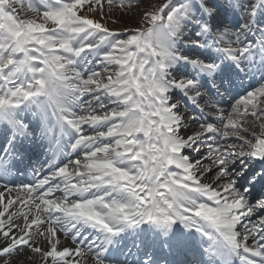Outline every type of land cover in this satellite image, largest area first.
<instances>
[{
    "label": "snow or ice",
    "instance_id": "6c2138e0",
    "mask_svg": "<svg viewBox=\"0 0 264 264\" xmlns=\"http://www.w3.org/2000/svg\"><path fill=\"white\" fill-rule=\"evenodd\" d=\"M0 264H264V0H0Z\"/></svg>",
    "mask_w": 264,
    "mask_h": 264
},
{
    "label": "bare ground",
    "instance_id": "6f19581e",
    "mask_svg": "<svg viewBox=\"0 0 264 264\" xmlns=\"http://www.w3.org/2000/svg\"><path fill=\"white\" fill-rule=\"evenodd\" d=\"M111 26V25H110Z\"/></svg>",
    "mask_w": 264,
    "mask_h": 264
}]
</instances>
